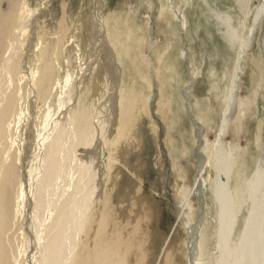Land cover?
<instances>
[{
  "label": "rangeland",
  "instance_id": "rangeland-1",
  "mask_svg": "<svg viewBox=\"0 0 264 264\" xmlns=\"http://www.w3.org/2000/svg\"><path fill=\"white\" fill-rule=\"evenodd\" d=\"M44 2V9L40 7L34 13L38 0H0V20L2 16L7 20L15 15L31 19L36 29L30 28L24 38L30 37L31 46H38L39 51H35L38 54L45 49L51 54L53 46L57 45L67 47L72 43L76 27L79 32L77 43L81 44L94 26L95 9L91 0ZM102 2L110 42L121 56L125 76L123 92L129 106L124 107L126 122L122 123V117L123 127L116 137L119 142L114 157L118 162L112 165L114 168L107 181L110 184L106 182L107 192L100 196L96 207L99 211H95L104 213L112 229L116 225L113 232L130 230L132 233L128 241V261L136 259L140 252L142 258L135 264H166V258H169L167 264H187L188 235L186 219L181 218V213L184 209L183 214H187L192 223L198 220L199 200L193 195L192 188L199 166L198 152L203 145L197 146L200 139L196 121L202 138L211 144L216 142L223 109L234 85L237 86L236 109L223 143L233 151L229 187L234 194L239 190L244 202L247 184L257 173V163L263 156L264 16H259L264 0ZM170 2L184 22L181 23V18L170 10ZM225 16H230L236 30L235 41L232 39L231 42L220 19ZM92 77L95 80L94 75ZM189 77L194 79L192 83ZM189 84L191 100L186 103L185 90ZM213 176L211 168L204 176L208 199L198 235L204 264H214L219 255L218 207L210 190ZM188 193L193 195L190 207L184 203ZM261 196L263 198L256 197L255 206L264 215V191ZM250 206V201L241 205L232 244L239 240ZM95 222L92 219L90 224L97 226Z\"/></svg>",
  "mask_w": 264,
  "mask_h": 264
},
{
  "label": "bare ground",
  "instance_id": "bare-ground-1",
  "mask_svg": "<svg viewBox=\"0 0 264 264\" xmlns=\"http://www.w3.org/2000/svg\"><path fill=\"white\" fill-rule=\"evenodd\" d=\"M91 2L94 26L86 39L77 43L76 27L74 44L53 46L51 54L46 49L36 53L38 46L32 47L30 37L24 38L30 28L36 29L27 16L12 15L7 20L2 16L0 20V264H135L142 258L139 252L136 259L128 261L132 233L113 232L116 225L112 229L104 213L95 211L106 191L112 165L118 162L114 157L119 142L116 137L123 127L122 117V123L126 122L123 110L129 101L123 92L121 56L110 42L108 19L102 15L104 2ZM44 3L38 0L33 12L42 9ZM169 8L184 22L172 2ZM260 12L259 17H263L264 7ZM229 17L220 19L232 42L236 30ZM190 87L185 90L186 103L191 100ZM235 87L229 91L216 142L202 138L195 120L200 139L197 146L203 145L205 150H197L200 159L192 188L199 200L198 220L192 223L184 209L181 213L188 235L187 264H204L198 235L208 199L204 176L210 168L214 170L210 190L218 207L219 255L214 264H264V248H260L264 247V215L255 206L256 197L263 198L264 151L257 173L246 187V201L251 202L249 215L238 242L232 244L237 216L246 202L239 190L234 194L229 187L233 151L223 143L236 109ZM189 193L186 207H190L193 196ZM92 219L97 226L90 224ZM135 241H139L137 236Z\"/></svg>",
  "mask_w": 264,
  "mask_h": 264
}]
</instances>
